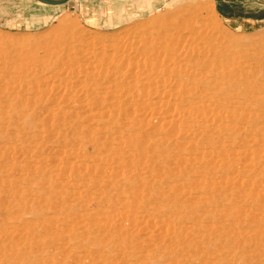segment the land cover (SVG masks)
I'll use <instances>...</instances> for the list:
<instances>
[{
  "label": "rangeland",
  "instance_id": "obj_1",
  "mask_svg": "<svg viewBox=\"0 0 264 264\" xmlns=\"http://www.w3.org/2000/svg\"><path fill=\"white\" fill-rule=\"evenodd\" d=\"M219 1L0 0V264H264V0Z\"/></svg>",
  "mask_w": 264,
  "mask_h": 264
},
{
  "label": "crops",
  "instance_id": "obj_2",
  "mask_svg": "<svg viewBox=\"0 0 264 264\" xmlns=\"http://www.w3.org/2000/svg\"><path fill=\"white\" fill-rule=\"evenodd\" d=\"M217 10L219 11V14L222 18L226 19H232V20H237L239 17L233 12V7L232 4L221 0L217 4ZM245 22H253V23H260L264 21V17H260L257 19H252V18H246L244 19Z\"/></svg>",
  "mask_w": 264,
  "mask_h": 264
},
{
  "label": "water",
  "instance_id": "obj_3",
  "mask_svg": "<svg viewBox=\"0 0 264 264\" xmlns=\"http://www.w3.org/2000/svg\"><path fill=\"white\" fill-rule=\"evenodd\" d=\"M38 1L40 3H43V4L46 3V4L51 5V6H60V5H65L70 0H38ZM258 1H260V0H258Z\"/></svg>",
  "mask_w": 264,
  "mask_h": 264
},
{
  "label": "bare ground",
  "instance_id": "obj_4",
  "mask_svg": "<svg viewBox=\"0 0 264 264\" xmlns=\"http://www.w3.org/2000/svg\"><path fill=\"white\" fill-rule=\"evenodd\" d=\"M194 9H195V8H194ZM197 11H198V10H197ZM196 16H197V15H196ZM197 17H198V16H197ZM193 18H194V17H193ZM198 20H199V19H198ZM202 23H203V22H202ZM189 24H190V23H189ZM183 25H184V24H183ZM205 25H206V24H205ZM189 26H190V25H189ZM190 27H191V26H190ZM193 28H194V27H193ZM178 30H179V29H178ZM201 31L203 32V30H201ZM197 32H199V31H197ZM199 33H200V32H199ZM202 34H204V32H203ZM197 35H198V33H197ZM206 35H207V34H206ZM194 36H196V35H194ZM194 36H193V37H194ZM203 36H205V35H203ZM198 37H199V35H198ZM200 37H201V35H200ZM206 37H207V36H206ZM206 37H205V38H206ZM202 38H203V37H202ZM64 39H65V38H64ZM197 39H198V38H197ZM151 41H152V40H151ZM206 41H207V39H206ZM206 41H205V43H206ZM173 42H174V41H173ZM194 42H195V41H194ZM196 42H197V41H196ZM211 42H212V41H211ZM64 46H65V45H64ZM172 46H173V45H172ZM179 46H180V45H178V47H179ZM180 47H181V46H180ZM39 48H40V47H39ZM178 49H179V48H178ZM155 50H156V48H155ZM195 50H196V49H195ZM203 50H204V49H203ZM165 52H166V50H165ZM173 54H174V53H173ZM170 55H171V54H170ZM190 55H191V54H190ZM202 55H203V54H202ZM163 56H164V55H163ZM173 57H174V56H173ZM162 58H163V57H162ZM162 58H161V59H162ZM175 58H176V57H175ZM177 58H178V57H177ZM177 58H176V59H177ZM182 58H183V57H182ZM200 58H201V56H200ZM145 61H146V60H145ZM160 62H161V61H160ZM162 63H163V62H162ZM166 63H167V62H166ZM173 63H174V62H173ZM205 63H206V62H205ZM145 64H146V63H145ZM154 64H155V63H154ZM164 64H165V63H164ZM187 64H188V63H187ZM143 66L145 67V65H143ZM143 66H142V67H143ZM112 67H113V66H112ZM101 68H102V67H101ZM114 68H115V67H114ZM96 69H97V68H96ZM96 69H95V70H96ZM173 69H174V68H173ZM186 69H187V68H186ZM191 69H192V68H191ZM112 70H113V69H112ZM180 70H181V69H180ZM188 70H189V69H188ZM188 70H187V71H188ZM98 71H99V70H98ZM185 71H186V70H185ZM91 72H93V71H91ZM165 72H166V71H165ZM87 73H88V72H87ZM196 73H197V72H196ZM191 74H192V72H191ZM199 74H200V72H199ZM192 75H193V74H192ZM189 76H190V75H189ZM158 79H159V78H158ZM183 101H184V100H183ZM178 108H179V107H178ZM188 109H189V108H188ZM181 112H182V111H181ZM190 113H191V112H190Z\"/></svg>",
  "mask_w": 264,
  "mask_h": 264
}]
</instances>
